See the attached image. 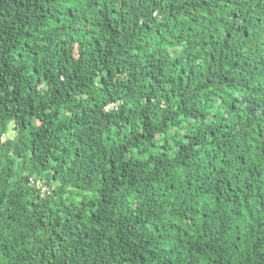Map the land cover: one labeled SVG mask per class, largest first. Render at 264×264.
Instances as JSON below:
<instances>
[{"label":"trees","instance_id":"trees-1","mask_svg":"<svg viewBox=\"0 0 264 264\" xmlns=\"http://www.w3.org/2000/svg\"><path fill=\"white\" fill-rule=\"evenodd\" d=\"M0 264H264V0H0Z\"/></svg>","mask_w":264,"mask_h":264},{"label":"built area","instance_id":"built-area-1","mask_svg":"<svg viewBox=\"0 0 264 264\" xmlns=\"http://www.w3.org/2000/svg\"><path fill=\"white\" fill-rule=\"evenodd\" d=\"M43 190H46V188H45V187H43Z\"/></svg>","mask_w":264,"mask_h":264}]
</instances>
